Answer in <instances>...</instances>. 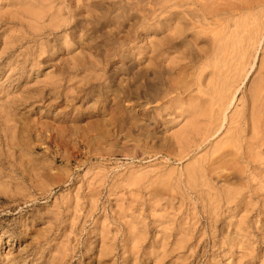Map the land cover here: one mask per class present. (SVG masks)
Returning <instances> with one entry per match:
<instances>
[{"label": "rangeland", "instance_id": "rangeland-1", "mask_svg": "<svg viewBox=\"0 0 264 264\" xmlns=\"http://www.w3.org/2000/svg\"><path fill=\"white\" fill-rule=\"evenodd\" d=\"M15 1L0 0V264H264V216H252L229 246L238 229L228 223L238 219L219 191L227 172L188 179L203 154L182 150L175 137L189 114L179 116L138 78L137 23L152 0H94L60 29L48 14L5 24L1 8ZM263 39L245 56L251 66L237 108L264 62ZM205 45L177 55L199 62L187 80L173 75L193 91L209 62L195 55ZM254 184L264 200V176Z\"/></svg>", "mask_w": 264, "mask_h": 264}, {"label": "bare ground", "instance_id": "bare-ground-1", "mask_svg": "<svg viewBox=\"0 0 264 264\" xmlns=\"http://www.w3.org/2000/svg\"><path fill=\"white\" fill-rule=\"evenodd\" d=\"M1 1L9 2V0ZM91 1L94 2V0H75V2L72 1L73 3H66L61 0H17L13 5H2V18H5V24L20 23L23 26L27 19H32L38 23L48 14L51 18L50 21L59 20L56 23L54 22L59 29L62 26H64L63 28H65V26L67 28L70 20H73L72 18L75 17L77 18L81 10L83 11V9L85 10L89 7ZM54 3L56 4L54 5ZM97 4L99 5V3H96V5ZM130 6L132 5L130 4ZM148 7H143V9H148ZM149 9L150 10L146 14L141 15L142 18L139 17L141 20L137 23L140 25L138 30H141L136 36L139 42L137 44L139 61H136L135 64V66L138 67V78H140L141 84L144 85V89L152 91L156 99H161L162 102L163 98H168V104H171V107H175L178 110L174 108L179 116L183 115L184 112L189 114V121L180 128L181 130L175 137L179 141L178 144L181 143L182 150L188 152L193 150V148L194 151L200 148L203 154L200 158L199 166L190 167L186 171L188 179L194 178L195 180L196 177H201L207 180V177H209L211 173H219V177H222V174L227 172L222 178L221 185H219V191L224 193L226 206H228V209L230 208V211L227 213L228 217L230 219H238L236 222L233 221L234 224L232 221L228 223L231 227L238 229L237 233L229 239V246L235 247L237 246L236 236L246 231L245 228H242V225L246 224V226H248L249 220L254 215L258 217L264 216V200L255 197V195L257 196L256 192L258 189L254 184L256 180H260V178L264 176V72L261 71V69L264 70V62H259L261 65L258 69V77L252 81L253 84L251 87L249 86L250 88L248 87L249 90H246L248 92L245 94V99H241L240 108L235 107V102L237 101L236 93L239 91L238 85L247 77V73H249V71L247 72V67L251 66V62H244L246 59L245 56L250 52L249 49L252 48L253 45H256V47L258 45L259 49V44L264 38V0H152V6ZM122 10H124V8ZM138 11L142 12L141 10ZM124 12L125 11H123V13ZM104 14H106V12ZM124 18L126 19L128 17ZM71 23L73 22L71 21ZM100 26L102 25L100 24ZM205 31L208 32V35L209 33L211 34V36L209 35L211 39L210 37L207 39L210 40V45H208V41L205 40L206 37L203 38L204 33H206ZM149 32L151 34H148ZM24 36L26 37V35ZM24 40L25 39L20 40L22 41L21 44H23ZM193 42H195V44L198 42L206 44V48L201 49L200 53L202 54L200 55L197 53L195 55H197L196 59L202 56L209 61L205 62V64L203 63L204 65H202V69L199 72L200 77H198L196 83V90L194 91L190 90L193 85L192 82H190V84L188 81L184 83L182 79V81H180L179 78L175 79L176 77L174 78L173 76L176 74L181 75V78H186L190 72H192L191 70L194 68V65L196 66V64L199 63H184V61L177 56L178 53L184 56L185 47L187 48L188 46L189 48ZM147 47L151 48L150 55L145 51ZM247 58H249V56H247ZM146 59H150L151 62H146ZM22 62L23 64L20 65L22 68L19 76L21 79L24 78L25 75V57ZM251 69L250 67V71ZM11 75L12 74L7 76V81L11 79ZM150 75L152 79L148 81V76L150 77ZM253 76L255 77V75ZM185 80H187V78ZM22 85L23 84H20V87ZM174 93H176V95L170 98L169 96ZM183 94L186 96L182 97ZM66 95H68V93ZM185 99L187 100V106L186 109H182ZM155 102L156 104L158 103L157 101ZM158 105L160 104L158 103ZM231 108H234L232 112H230ZM143 111L145 114V110ZM163 113L164 111L162 114ZM159 119L160 118H158V120ZM197 136H199L198 139L196 138ZM170 138L172 139V137ZM175 144L174 142V145ZM196 160H198V158ZM170 175L172 176V174H169V177ZM237 175H239L245 183L239 184L236 179ZM254 198L258 200L257 204L254 202ZM255 225H253L254 228ZM222 236L225 235L222 234Z\"/></svg>", "mask_w": 264, "mask_h": 264}]
</instances>
